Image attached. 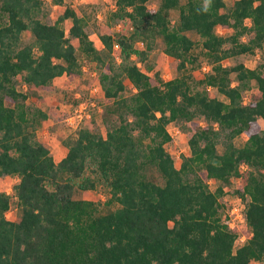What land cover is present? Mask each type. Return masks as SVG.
Segmentation results:
<instances>
[{"label":"trees","instance_id":"16d2710c","mask_svg":"<svg viewBox=\"0 0 264 264\" xmlns=\"http://www.w3.org/2000/svg\"><path fill=\"white\" fill-rule=\"evenodd\" d=\"M148 1L115 0L98 49L85 17L65 0H52L63 5L53 22L44 20V0H0V177L17 176L12 192L0 189V264H264V60L224 63L257 49L264 59V0H233L228 8L211 0L207 11L204 0ZM172 8L179 10L173 22ZM66 18L69 35L95 63L109 121L105 133L77 126L55 160L37 135L48 113L27 98L59 75L83 72ZM217 26L232 32L219 34ZM188 30L207 56L201 73L188 68L198 59ZM158 36L178 72L167 79L149 73ZM17 77L30 91L18 89ZM252 81L259 93L245 100ZM176 120L189 146L178 166L165 147ZM151 166L162 183L148 177ZM239 175L244 182L235 190L245 200L249 236L234 250L236 232L221 210L229 205L224 184ZM209 179L220 183L211 188ZM98 183L117 207L99 213L94 200L74 196ZM13 201L21 211L16 220L6 216Z\"/></svg>","mask_w":264,"mask_h":264},{"label":"rangeland","instance_id":"374dc122","mask_svg":"<svg viewBox=\"0 0 264 264\" xmlns=\"http://www.w3.org/2000/svg\"><path fill=\"white\" fill-rule=\"evenodd\" d=\"M47 13L44 20L53 22L61 11L63 5L55 4L52 0H44ZM226 8L231 6L233 0H225ZM159 0H149L150 7H156ZM65 5H68L76 10L79 15L85 17L87 21L86 30L89 37L93 40L98 49L103 48V44L99 38V33L107 29L110 24V13L115 7V0H65ZM178 8L169 10V17L173 22L178 17ZM71 24V18H66L62 25L66 33L69 35L68 28ZM112 24V23H111ZM118 25L111 26L112 31H116ZM219 34H229L232 28L229 26H217L215 28ZM188 35L191 36L195 44L192 51L197 54V63L189 64V70H194L196 73H201L208 69V60L203 52L199 35L194 30H188ZM26 39L30 38L27 31L23 32ZM71 41L76 46V52L83 62V72L80 76L69 78L65 74L54 78L53 85L50 88L36 89V92L28 96L27 103L35 105L45 110L48 113L47 118L42 120L37 135L39 139L49 148L55 160L62 157L67 147L63 143V139L75 132V128L79 125H87L95 130H100L105 133L107 129V120L104 116V101L103 93L97 79L95 63L87 58L84 53L78 48L77 38L69 35ZM247 37V36H245ZM164 42L161 36L157 37L155 47L150 52L148 62L151 65L149 73H158L162 79L170 78L178 72L172 65L173 58L164 51ZM114 54L119 57V46L115 44ZM262 49H257L254 53H245L233 57H228L224 60L226 64H234L237 61H243L248 66H255L259 61L264 60L261 57ZM142 69H146L144 62L140 63ZM234 76V73H232ZM126 87L125 94H130L134 87L128 78H125ZM16 86L23 91H30L27 85L16 78ZM213 94L220 98H225L222 94L212 87ZM258 90L254 81L251 86L243 91L245 100L258 95ZM69 117V118H68ZM109 121V120H108ZM259 121L264 126V120L259 118ZM168 129L172 135V139L165 143L166 149L173 155L175 164L178 166L182 153H189L188 134L181 120L171 121L168 124ZM245 134H239L235 137V143L242 145L245 142ZM219 150L222 147L218 146ZM246 169H249L248 167ZM148 177L155 181L163 182V178L153 166L147 169ZM17 180L15 175H6L0 177V189L12 192V185ZM244 182V175L232 176L229 181L224 184L225 195L233 200L239 194L236 192V187ZM219 180L209 179V185L214 188ZM74 196L77 198H89L97 203L98 212L104 213L118 206L116 201H108L109 191L105 184L98 183L94 188L86 190L76 189ZM8 218L18 219L20 217V208L15 201L12 202L10 208L6 211ZM242 230H245L244 226ZM255 262H252V264Z\"/></svg>","mask_w":264,"mask_h":264},{"label":"built area","instance_id":"2783aa9c","mask_svg":"<svg viewBox=\"0 0 264 264\" xmlns=\"http://www.w3.org/2000/svg\"><path fill=\"white\" fill-rule=\"evenodd\" d=\"M245 166V164L242 165L243 168H246ZM227 200L229 205L221 210V215L223 219H226L228 228L236 232L233 244V249L235 250V248L243 244L249 236L246 230H242L243 226L246 228L245 200L240 195L236 196L233 200L230 198H227ZM6 216L8 217L7 213Z\"/></svg>","mask_w":264,"mask_h":264},{"label":"clouds","instance_id":"9594fccd","mask_svg":"<svg viewBox=\"0 0 264 264\" xmlns=\"http://www.w3.org/2000/svg\"><path fill=\"white\" fill-rule=\"evenodd\" d=\"M211 0H204V11L208 10Z\"/></svg>","mask_w":264,"mask_h":264},{"label":"crops","instance_id":"0c3cea01","mask_svg":"<svg viewBox=\"0 0 264 264\" xmlns=\"http://www.w3.org/2000/svg\"><path fill=\"white\" fill-rule=\"evenodd\" d=\"M60 158H61V157H60ZM60 158H59V159H60Z\"/></svg>","mask_w":264,"mask_h":264}]
</instances>
